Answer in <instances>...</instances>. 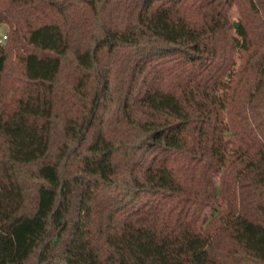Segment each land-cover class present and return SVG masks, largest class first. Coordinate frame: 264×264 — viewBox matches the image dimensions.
Returning <instances> with one entry per match:
<instances>
[{"label": "trees", "instance_id": "obj_1", "mask_svg": "<svg viewBox=\"0 0 264 264\" xmlns=\"http://www.w3.org/2000/svg\"><path fill=\"white\" fill-rule=\"evenodd\" d=\"M0 22V264H264V0Z\"/></svg>", "mask_w": 264, "mask_h": 264}, {"label": "rangeland", "instance_id": "obj_2", "mask_svg": "<svg viewBox=\"0 0 264 264\" xmlns=\"http://www.w3.org/2000/svg\"><path fill=\"white\" fill-rule=\"evenodd\" d=\"M231 18L233 19V22L236 24V21H237V18H238V15H237V11L235 8H233L231 10ZM8 30V25L5 24V23H1L0 22V37H2L3 35H6V32ZM4 42V41H3ZM2 42V43H3Z\"/></svg>", "mask_w": 264, "mask_h": 264}, {"label": "built area", "instance_id": "obj_3", "mask_svg": "<svg viewBox=\"0 0 264 264\" xmlns=\"http://www.w3.org/2000/svg\"><path fill=\"white\" fill-rule=\"evenodd\" d=\"M6 38V35H3L2 37H0V43H2Z\"/></svg>", "mask_w": 264, "mask_h": 264}]
</instances>
